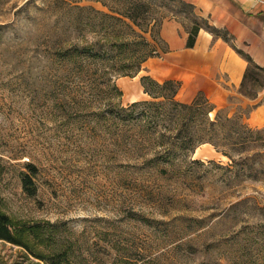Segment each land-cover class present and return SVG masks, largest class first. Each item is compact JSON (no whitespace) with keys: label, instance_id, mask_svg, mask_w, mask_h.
<instances>
[{"label":"rangeland","instance_id":"rangeland-1","mask_svg":"<svg viewBox=\"0 0 264 264\" xmlns=\"http://www.w3.org/2000/svg\"><path fill=\"white\" fill-rule=\"evenodd\" d=\"M147 1L156 6L154 16L175 14L192 25L177 2ZM73 7L116 15L110 10L127 6L124 0H0L2 209L28 226L41 224L46 236L43 244L34 240L36 250L64 253V264H264V129L249 128L247 110L230 121L227 111H214L207 138L219 149L211 143L202 149L219 155L175 150L158 164L167 175L129 161L116 131L107 134L95 117L102 97H56V80L46 74L53 67L44 59L50 49L101 40L92 26L99 18L81 23ZM260 78L243 93L263 89ZM126 79L133 88L135 81ZM122 80L123 98L114 104L127 107ZM0 264L45 263L0 241Z\"/></svg>","mask_w":264,"mask_h":264},{"label":"trees","instance_id":"trees-1","mask_svg":"<svg viewBox=\"0 0 264 264\" xmlns=\"http://www.w3.org/2000/svg\"><path fill=\"white\" fill-rule=\"evenodd\" d=\"M124 1L127 6L124 11L110 10L116 15L92 7L71 8L78 13L81 23L92 19L90 15L99 18V22L92 26L97 29L96 35H100L101 40L83 47L76 44L59 45L53 52L49 47L44 59L53 67L46 74H52L53 80H56V97H102V109L95 117L104 122L107 134L113 135L116 131L124 156L129 161L136 160L138 164L142 161L144 168L158 167L164 159L175 156V150L178 154L184 150L195 154L206 143L219 149L218 143L207 138L210 133L207 130L216 125L210 119L216 107L203 93L198 94L192 103L178 100L182 89L180 81L160 83L150 76H144L141 83L151 100L135 102L127 107L114 104L115 100L123 98L117 80L137 77L147 61L168 53L167 43L161 37V28L169 18L179 20L175 14L154 16L156 6L147 0ZM170 1L177 2L182 7L181 14L185 13L191 21L192 25L187 27L188 48H194L202 28L217 32L208 19L198 16L193 4L183 0ZM223 38L230 41L226 33ZM240 54L249 63L242 87L244 89L248 82L260 83L264 69L256 65L249 55ZM58 102L59 108L64 105ZM227 120L230 121L231 117L228 116ZM138 157L142 160L138 161ZM157 173L167 175L170 172L158 167ZM24 182L26 191L34 195L31 179L26 177ZM42 229L44 227L41 224L39 227L28 226L14 220L0 205V241L25 249L29 255L45 264H64L67 261L64 253L46 255L36 250L34 240L43 244L42 237L46 236V231Z\"/></svg>","mask_w":264,"mask_h":264},{"label":"crops","instance_id":"crops-1","mask_svg":"<svg viewBox=\"0 0 264 264\" xmlns=\"http://www.w3.org/2000/svg\"><path fill=\"white\" fill-rule=\"evenodd\" d=\"M183 1L193 4L198 16L208 19L217 32L202 28L194 48H188L187 26L180 20H165L161 37L169 51L147 61L143 71L131 78L135 81L133 88L136 91L133 95L136 98L132 99L131 95L127 98L125 94L126 105L147 100L139 97L141 89L145 94L142 77L150 76L160 83L176 80L182 83L178 95L183 97L181 102L192 103L198 94L203 93L216 107L215 111H227L228 116L232 117L239 109L247 110L244 121L249 128L264 129V88L254 96L243 93L249 63L240 54L249 55L256 65L264 69V0ZM225 33L230 41L223 38ZM125 80L131 84L126 77L120 83L123 84ZM204 146L196 150V155L200 152L202 156L211 154V146V149H202Z\"/></svg>","mask_w":264,"mask_h":264},{"label":"bare ground","instance_id":"bare-ground-1","mask_svg":"<svg viewBox=\"0 0 264 264\" xmlns=\"http://www.w3.org/2000/svg\"><path fill=\"white\" fill-rule=\"evenodd\" d=\"M122 87L125 88V94L127 96V98H129L128 96L131 95V98L134 99L136 98L135 95V91H136V88H130V85H129V82L128 80H125V82H123V84H121ZM200 154V153H198ZM203 154H200V156H202Z\"/></svg>","mask_w":264,"mask_h":264}]
</instances>
